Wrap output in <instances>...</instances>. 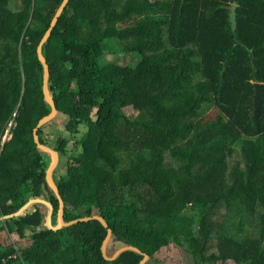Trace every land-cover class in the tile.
<instances>
[{
  "label": "trees",
  "instance_id": "trees-1",
  "mask_svg": "<svg viewBox=\"0 0 264 264\" xmlns=\"http://www.w3.org/2000/svg\"><path fill=\"white\" fill-rule=\"evenodd\" d=\"M21 1L0 0V217L30 198L58 209L32 130L50 111L36 48L62 0ZM50 38L59 47L49 58L42 46L48 87L80 148L54 179L64 221L101 216L111 241L149 255L145 264L167 253L179 264H264V0H68ZM138 104L132 120L124 108ZM213 107L225 122L189 148ZM57 141L65 154L68 141ZM39 206L0 222L10 239L0 236V264L142 259L127 251L106 261L98 221L48 230Z\"/></svg>",
  "mask_w": 264,
  "mask_h": 264
},
{
  "label": "water",
  "instance_id": "water-1",
  "mask_svg": "<svg viewBox=\"0 0 264 264\" xmlns=\"http://www.w3.org/2000/svg\"><path fill=\"white\" fill-rule=\"evenodd\" d=\"M67 2H68V0H62L61 1L60 5L58 6L57 10L55 11L53 17L50 20L49 27L46 29L45 33L43 34V36L40 39V42L36 48L37 59L40 62L41 66H42V70H43L42 88H41L43 100H44L45 104L49 107L50 111L47 115H45L41 119H39L36 126L32 130V137H33V142L35 144V148L37 149V151H39L40 153L46 154L49 158V162H48L47 168L45 170V182H46L48 189L54 194V196L57 200V203H58V209L55 212L56 222L54 225L52 224V216L54 214V209H53L52 204L50 202H48L47 200H45L44 198H41V197L30 198L26 203H24L22 206H20L15 212L10 213L8 215L1 216L0 222H2L4 220H10L13 218H19V217L24 216L26 214V212L28 211V209L33 205L34 206L41 205L47 209L45 217H44V225L46 226V228L48 230H52V231H58L64 227H67V226H70L73 224L82 223V222H89L91 220H96L106 229V236H105V238L101 244V247H100L102 257L106 261H114L124 252L130 251V252H134V253L142 256V259L139 261L138 264H145L147 262V260L150 259V256L142 253L139 249H137L134 246H130V245L121 246L120 248L115 250L111 256L107 255V247H108V244L112 240V231H111V229L108 228L105 220L101 216L94 214V215L88 216V217L77 218V219L69 221V222L64 221V219H63L64 202L60 196L59 190H58V188L54 182V178H53V174H54L55 170L57 169L58 163L60 161V155H59L58 151H56L55 149L51 148L50 146L43 144L39 141L38 130L40 128H42L43 126H45L46 124H48L49 122H51L58 114H60L58 112L56 106H55L51 91L48 87L49 68H48V64L46 62V59L42 54V46L45 44V42L49 38L50 33H51V29L55 25L59 15L61 14V12H62V10H63V8ZM236 9H237L236 4H232L230 6L229 18H230L232 30L234 32L236 31V28H237V10ZM255 88H256V91H255V95H254V106H255V113H257L258 99L263 94L261 92V87H260L259 82L255 83Z\"/></svg>",
  "mask_w": 264,
  "mask_h": 264
},
{
  "label": "rangeland",
  "instance_id": "rangeland-1",
  "mask_svg": "<svg viewBox=\"0 0 264 264\" xmlns=\"http://www.w3.org/2000/svg\"><path fill=\"white\" fill-rule=\"evenodd\" d=\"M147 0H140L141 3L146 2ZM11 7L13 9H18V8H23L27 5V2H22L21 0H11L10 3ZM110 42V41H109ZM58 40L56 38H50L47 40V56L49 58H54L57 56L58 54ZM114 48H119L117 45H114ZM113 50V53L111 54H106V58L108 59H113L117 54V52ZM124 57L125 61H128L130 59L129 55H122ZM124 112L126 115H128L132 120H136L138 118H140V116L143 114L142 111V105L138 104L135 106H130L127 108H124ZM221 122H225V118L223 116L220 115V110H218L216 107L211 108L210 112L205 115L203 118H201L197 125H196V129L195 131H193V133L189 136V138L187 139V144L190 147H193L194 144H196L198 138L206 133L209 132L210 130H212L214 128L215 125L217 124H221ZM64 123H65V116H63L62 114H58L51 122H49L48 124H46L45 126L42 127L41 129V139L43 140L44 143H46L48 146H50L53 149H58V138H64L68 141L66 147H65V154H59L60 155V161L57 167L58 169H56V171L53 174V178L57 179L58 176L63 175L64 174V170L61 168V166L63 165V163L65 162V159L67 156L69 157H77L80 148L79 146L76 144L77 141L76 140H70L69 138V133L66 132L65 128H64ZM85 131L84 127H79V134L76 137H80L81 134ZM10 137L8 130H6L3 138H2V143H4L6 140H8ZM41 212H43L44 214H46L47 209L44 206H39ZM17 210V209H16ZM82 218V217H81ZM52 221L56 222V216L55 214H53L52 216ZM53 224V223H52ZM0 236L1 240L4 243H9L10 239L6 233L5 229H2V231L0 232ZM115 243L113 241H111L108 244L107 247V255L111 256L112 253L117 250L118 247L117 244H112ZM166 251V250H165ZM162 252V251H161ZM154 260L158 263V264H179L180 261L179 260H175V257H172L170 253L164 254L163 258L161 256V254H159L157 257L154 258Z\"/></svg>",
  "mask_w": 264,
  "mask_h": 264
},
{
  "label": "crops",
  "instance_id": "crops-1",
  "mask_svg": "<svg viewBox=\"0 0 264 264\" xmlns=\"http://www.w3.org/2000/svg\"><path fill=\"white\" fill-rule=\"evenodd\" d=\"M54 225V224H53ZM2 237V236H1ZM1 242H3L2 240H1Z\"/></svg>",
  "mask_w": 264,
  "mask_h": 264
}]
</instances>
